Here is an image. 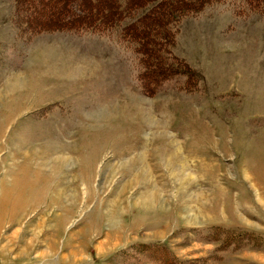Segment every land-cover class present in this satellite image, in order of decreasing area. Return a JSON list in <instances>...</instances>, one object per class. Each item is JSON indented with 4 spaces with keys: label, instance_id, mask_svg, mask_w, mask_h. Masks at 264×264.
Returning a JSON list of instances; mask_svg holds the SVG:
<instances>
[{
    "label": "rangeland",
    "instance_id": "rangeland-1",
    "mask_svg": "<svg viewBox=\"0 0 264 264\" xmlns=\"http://www.w3.org/2000/svg\"><path fill=\"white\" fill-rule=\"evenodd\" d=\"M100 1L0 0V264H264V0Z\"/></svg>",
    "mask_w": 264,
    "mask_h": 264
},
{
    "label": "trees",
    "instance_id": "trees-1",
    "mask_svg": "<svg viewBox=\"0 0 264 264\" xmlns=\"http://www.w3.org/2000/svg\"><path fill=\"white\" fill-rule=\"evenodd\" d=\"M89 1H90V5H93L94 7L99 4L98 0H89ZM121 1L122 0H101L100 2H101L102 6L100 8V13L98 14V15H100L99 19H97V17H96L97 16V12L96 11L95 12L94 11L93 12H89V10L87 8L86 13L84 15H87V18L89 19L88 20L89 23H83L84 24L83 26H86L87 29L88 28L89 29H94V28L97 29V28H100V27H104V24H106V25L108 24L110 26H112V25L118 26V21H119V19H121V16H126V13H129L130 10L132 9V1L131 2L129 1L130 5L123 4L124 2L122 3ZM165 1H166L167 5H168L167 7L169 8L170 12H173L174 7H177L179 4H181V3L178 4L177 2H179V1H177V0H176V2L173 1V0H165ZM63 3H65V2H63ZM88 5H89V2H88ZM181 5H183V3ZM181 10H185V9H178V11H181ZM78 19H81V18H78ZM78 19L76 18V20L74 19V21L72 19H67L64 22L66 24H71V23H74L75 21H77ZM96 19H97V21H100L98 26L96 24ZM91 22H93V23H91ZM100 23L103 24V26L100 25ZM160 27H163V24ZM155 30H156V28L154 30H152V33H154V35L150 36V41H151V39L153 40V41H151L152 43H154V41L158 42L156 37H155ZM162 35H164V34L162 33ZM160 39L161 40L163 39V41L166 40L165 37L164 38L161 37ZM140 42L137 41V44H136L138 50H142L143 49V44L140 43ZM157 44H158L157 47H160V48L162 47L161 43L158 42ZM157 49H159V48H157ZM168 68L169 67H167V69ZM138 79L140 81V85H142V83H143L142 81L143 80L141 78V74L138 75Z\"/></svg>",
    "mask_w": 264,
    "mask_h": 264
},
{
    "label": "bare ground",
    "instance_id": "bare-ground-1",
    "mask_svg": "<svg viewBox=\"0 0 264 264\" xmlns=\"http://www.w3.org/2000/svg\"><path fill=\"white\" fill-rule=\"evenodd\" d=\"M40 149V148H39ZM41 150H38V149H33V150H30L29 152H28V154H26L25 156H28V162H29V160H36V159H39L40 157H42V153L40 152ZM61 159V158H60ZM41 162V161H40ZM62 163V162H61ZM60 162H59V164H61ZM28 167H30V166H28ZM27 167V168H28ZM23 168V167H22ZM21 169V168H20ZM29 171V170H28ZM27 172V171H26ZM37 172V170L36 171H34V173H36ZM38 174V175H37ZM36 174V177H37V180L35 181V184L33 185V188L31 187V188H29V189H31L33 192H34V190H35V193H36V191L38 192V190H36L37 189V184L40 182L39 181V179L41 180V178H40V176H39V173H37ZM28 175V174H27ZM21 179V178H20ZM25 179V178H24ZM19 182V181H18ZM21 183H23V182H20V184ZM28 183V182H27ZM27 186V185H26ZM28 188V187H27ZM30 191V190H29ZM32 194V193H31ZM30 193H29V195H28V197H25V199H24V201H22V202H24V203H28V204H31L30 203V201L32 200V199H35V198H37V197H35V195H31ZM5 199V198H4ZM3 199V200H4ZM2 204V203H1ZM17 207H22V205L21 204H17V205H12V210L13 211H15V208H17ZM0 208H2V206H0ZM1 215H2V213H1Z\"/></svg>",
    "mask_w": 264,
    "mask_h": 264
}]
</instances>
